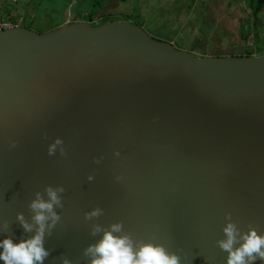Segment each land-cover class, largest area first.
Segmentation results:
<instances>
[{
	"label": "water",
	"instance_id": "obj_1",
	"mask_svg": "<svg viewBox=\"0 0 264 264\" xmlns=\"http://www.w3.org/2000/svg\"><path fill=\"white\" fill-rule=\"evenodd\" d=\"M49 185L65 191L44 264H89L93 226L115 222L182 264H227L228 213L264 232V54L196 56L130 19L0 30V239L34 234L17 214L32 222Z\"/></svg>",
	"mask_w": 264,
	"mask_h": 264
},
{
	"label": "rangeland",
	"instance_id": "obj_2",
	"mask_svg": "<svg viewBox=\"0 0 264 264\" xmlns=\"http://www.w3.org/2000/svg\"><path fill=\"white\" fill-rule=\"evenodd\" d=\"M0 0V18L39 32L81 19L91 0ZM95 22L130 19L153 37L173 42L196 56L264 54V8L257 16L249 0H100ZM112 11L113 16L106 15ZM80 12V14H77ZM95 13V12H94ZM78 19H73V17ZM250 24L252 29L244 30ZM56 28V27H55ZM196 46L194 50L192 47Z\"/></svg>",
	"mask_w": 264,
	"mask_h": 264
},
{
	"label": "clouds",
	"instance_id": "obj_3",
	"mask_svg": "<svg viewBox=\"0 0 264 264\" xmlns=\"http://www.w3.org/2000/svg\"><path fill=\"white\" fill-rule=\"evenodd\" d=\"M96 19L99 20L100 17ZM16 144L15 140L11 141L12 147ZM58 147L61 154H64L63 140L60 137L49 145L48 154L55 155ZM116 155H119L118 151ZM93 178L91 175L88 177L89 180ZM64 191L63 185L55 187L49 185L46 188V199L37 192L36 198L30 203L34 213L32 222H29L22 212L17 214V220L24 232L34 234L19 240L11 235H5L0 239V261L3 264H44L50 255V250L45 246V238L60 220L56 208L63 207L61 193ZM102 212V208L96 207L85 215L86 218L92 219L100 216ZM6 232L8 225L5 222L0 227V233ZM100 232H103L102 237L84 249V255L89 257V264H182L179 252L170 251L164 243L154 240H136L125 230L123 222H115L107 229L99 224L94 225L91 234L95 236ZM223 232L225 238L216 243L222 251L228 253L227 264H254L257 260L264 261V232L256 227H249L246 232H242L231 219V213H228V222ZM63 264L72 262L65 257Z\"/></svg>",
	"mask_w": 264,
	"mask_h": 264
},
{
	"label": "trees",
	"instance_id": "obj_4",
	"mask_svg": "<svg viewBox=\"0 0 264 264\" xmlns=\"http://www.w3.org/2000/svg\"><path fill=\"white\" fill-rule=\"evenodd\" d=\"M78 1H82V0H78ZM99 1L100 0H91L92 7L96 8V9H92V11L90 13L88 12V14L81 15L82 16L81 19L87 20V21H93V20H95V16H97L96 13L98 14L97 11L101 10V8L103 6V3L101 4V2H99ZM73 2L76 4L77 3V0H72L71 1V4ZM103 2H104V0H103ZM249 3H250V7L252 8V12H253V14L255 16H257L259 14V12H261L263 10V8H264V0H249ZM100 5H102V6H100ZM112 13L113 12L110 11L106 15L113 16ZM77 14H80V12H77ZM13 19H17V18H13ZM73 19L74 20L75 19H78V17L76 18V16H75V17H73ZM55 27H57V26H55ZM55 27H53V28H55ZM243 28H244V30H247V29L250 30V29H252V27H251L250 24H248L246 26V28L245 27H243ZM194 48H196V46L192 47L191 50H194Z\"/></svg>",
	"mask_w": 264,
	"mask_h": 264
},
{
	"label": "built area",
	"instance_id": "obj_5",
	"mask_svg": "<svg viewBox=\"0 0 264 264\" xmlns=\"http://www.w3.org/2000/svg\"><path fill=\"white\" fill-rule=\"evenodd\" d=\"M96 21H98V19L90 21V23H95ZM21 25H22V22H20V21H16L14 19L0 18V30L9 29V28H13V27H19Z\"/></svg>",
	"mask_w": 264,
	"mask_h": 264
}]
</instances>
